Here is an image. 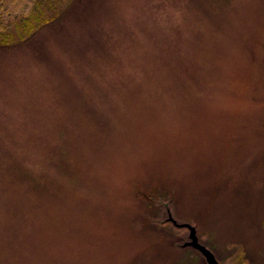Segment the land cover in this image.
I'll return each instance as SVG.
<instances>
[{
	"label": "rangeland",
	"instance_id": "374dc122",
	"mask_svg": "<svg viewBox=\"0 0 264 264\" xmlns=\"http://www.w3.org/2000/svg\"><path fill=\"white\" fill-rule=\"evenodd\" d=\"M60 7L0 46V264H264V0Z\"/></svg>",
	"mask_w": 264,
	"mask_h": 264
},
{
	"label": "trees",
	"instance_id": "16d2710c",
	"mask_svg": "<svg viewBox=\"0 0 264 264\" xmlns=\"http://www.w3.org/2000/svg\"><path fill=\"white\" fill-rule=\"evenodd\" d=\"M66 0H35L34 17L27 14V18L18 17L13 22H6L0 26V46L12 44L16 41H22L30 35L39 24H44L51 20V17L64 5ZM45 10V11H44Z\"/></svg>",
	"mask_w": 264,
	"mask_h": 264
},
{
	"label": "water",
	"instance_id": "95a60500",
	"mask_svg": "<svg viewBox=\"0 0 264 264\" xmlns=\"http://www.w3.org/2000/svg\"><path fill=\"white\" fill-rule=\"evenodd\" d=\"M191 238V245L195 246L202 252L203 256H205L207 264H218L213 255L204 246L197 244V239L194 235V230H191Z\"/></svg>",
	"mask_w": 264,
	"mask_h": 264
},
{
	"label": "flooded vegetation",
	"instance_id": "af4514ba",
	"mask_svg": "<svg viewBox=\"0 0 264 264\" xmlns=\"http://www.w3.org/2000/svg\"><path fill=\"white\" fill-rule=\"evenodd\" d=\"M260 264H262V263H260Z\"/></svg>",
	"mask_w": 264,
	"mask_h": 264
}]
</instances>
